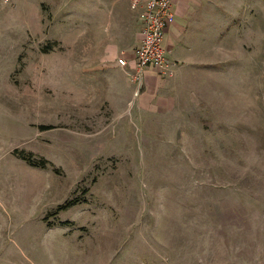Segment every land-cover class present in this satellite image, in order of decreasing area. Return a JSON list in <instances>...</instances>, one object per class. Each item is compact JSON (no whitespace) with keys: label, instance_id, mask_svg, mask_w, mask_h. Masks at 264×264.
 I'll return each mask as SVG.
<instances>
[{"label":"rangeland","instance_id":"rangeland-1","mask_svg":"<svg viewBox=\"0 0 264 264\" xmlns=\"http://www.w3.org/2000/svg\"><path fill=\"white\" fill-rule=\"evenodd\" d=\"M60 2L0 0V264H264V0L224 6L183 109L109 128L74 107Z\"/></svg>","mask_w":264,"mask_h":264},{"label":"crops","instance_id":"crops-1","mask_svg":"<svg viewBox=\"0 0 264 264\" xmlns=\"http://www.w3.org/2000/svg\"><path fill=\"white\" fill-rule=\"evenodd\" d=\"M61 1L60 6H68L65 20L84 23L73 34V52L67 63L74 107L95 111L96 117L104 119L103 128L114 125L115 118L161 116L183 109L195 84H200L202 72L212 69L217 73L225 63L218 41L229 33L224 31V6L245 2L174 0L175 20L164 39L173 73L166 75L151 67L139 89L128 74L135 70L131 59L142 40V22L132 0ZM119 58L127 60V65H120Z\"/></svg>","mask_w":264,"mask_h":264},{"label":"built area","instance_id":"built-area-1","mask_svg":"<svg viewBox=\"0 0 264 264\" xmlns=\"http://www.w3.org/2000/svg\"><path fill=\"white\" fill-rule=\"evenodd\" d=\"M173 5L174 0H132V8L139 10L142 40L131 59L135 70L128 74L139 89L142 88L145 71L151 67L166 75L173 73V63L168 59L164 47L167 29L175 20ZM118 63L124 66L128 61L119 58Z\"/></svg>","mask_w":264,"mask_h":264},{"label":"trees","instance_id":"trees-1","mask_svg":"<svg viewBox=\"0 0 264 264\" xmlns=\"http://www.w3.org/2000/svg\"><path fill=\"white\" fill-rule=\"evenodd\" d=\"M19 156L23 159L26 160L27 162L35 165V166H45L46 165V161L44 160L41 162H36V160H34L33 155L32 154H26V153H20ZM73 204V200L68 201L62 208H68L69 206H71Z\"/></svg>","mask_w":264,"mask_h":264}]
</instances>
